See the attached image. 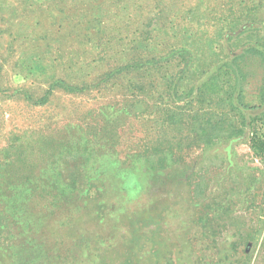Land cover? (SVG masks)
<instances>
[{"label":"rangeland","instance_id":"rangeland-1","mask_svg":"<svg viewBox=\"0 0 264 264\" xmlns=\"http://www.w3.org/2000/svg\"><path fill=\"white\" fill-rule=\"evenodd\" d=\"M250 44L264 51V0H0V184L18 202L37 189L39 218L34 245L24 239L11 263L264 264V152L252 146L264 141V62L239 59L243 105L216 83ZM174 45L195 54L182 86L214 77L200 103L169 98L177 60L104 81L132 56ZM59 79L84 88L57 86L38 102ZM241 112L254 122L232 138ZM200 114L219 125L209 145L194 131ZM156 141L172 181L140 192ZM82 165L79 190L52 189ZM255 231L257 243L239 240Z\"/></svg>","mask_w":264,"mask_h":264},{"label":"trees","instance_id":"trees-1","mask_svg":"<svg viewBox=\"0 0 264 264\" xmlns=\"http://www.w3.org/2000/svg\"><path fill=\"white\" fill-rule=\"evenodd\" d=\"M258 54L261 59L264 62V51L256 47L255 44H250L248 47H245L242 51H238L231 59L228 66H231L229 72L218 73L217 74V81L216 83L229 85V89L227 90V95L229 99V104L232 105L234 101L239 102L241 105L243 103L241 102L242 98V82L244 79V71L243 67L241 65V62H239V59L242 58L246 54ZM195 59L194 51L189 46H177L174 45L169 51H160L157 52L156 49H153L152 51H145L138 57L132 56L129 61L120 66L119 68L115 69V71L107 72L104 78V81H108L112 76H115L118 72H121L123 69H145V70H153L157 68H161L162 66L169 64L173 62L174 60H177V66L174 73L171 74V76L167 79L166 82V92L169 96V98L175 103V104H181V102H185L184 106L187 104H191L194 101L201 102L202 96L205 95L204 88L208 87V85L212 82L210 81L212 77H202L201 81L198 85L196 84H187L186 86H182L181 81L188 78V75L190 76L191 69L193 68V62ZM228 64V63H227ZM195 75V72H193V77ZM204 75V74H203ZM220 76H223V78H220ZM61 87L66 89L69 92H74L77 90H82L84 87H78L77 85L68 84L65 80L59 79L55 82H53L50 87L46 90L45 94L38 100L40 103H44L49 99L50 94L52 93L53 89L55 87ZM185 87V88H183ZM144 87L142 85H139V92H143ZM206 98V97H205ZM137 99H142V95L140 94ZM207 99V98H206ZM209 102H213V98H209ZM222 100V99H219ZM227 100V99H225ZM224 100V101H225ZM215 103H217L215 101ZM182 105V109L184 107ZM246 106V105H245ZM248 108L253 109L254 106H248ZM138 113V111H132V113ZM240 120L238 122V125L235 124L232 126V130L230 133V136L232 138L239 137L245 134V129L247 126H251L254 122L253 119H248L244 114L239 113ZM197 118L199 119V126L194 125V131L196 132L198 141L200 142V145H209L210 143L214 142V139L217 138L219 135L215 134L214 127H219L218 122L214 120L211 116L209 117H203L200 115H197ZM253 149L256 154L261 155L264 152V141L261 139L256 140V137H253ZM160 142L156 141L151 146V152L148 157L147 161L150 162L152 166H148L145 168L146 175H137V184L139 185L140 192L146 190L147 187L151 185H158L160 184V181H172V174H170V167L171 165L168 161L166 156L161 153L160 151ZM259 146V147H258ZM162 154L161 156H159ZM171 165V166H170ZM82 167L86 168L85 165L80 166V172L74 171L72 173V179L71 183H56L54 182L52 189H56L59 194L60 188L62 190L66 188H70L72 190L76 189L79 190L77 187L78 179L82 178L84 180L85 176L89 177L87 175L86 170L81 169ZM87 169V168H86ZM88 171V169H87ZM62 170L60 171L59 175L62 174ZM174 179V178H173ZM187 179V177H186ZM189 180V179H187ZM60 181V180H59ZM88 182V181H87ZM62 185V186H61ZM48 186V185H47ZM82 188H87V183L81 184ZM202 186L200 183L197 185V187ZM203 187V186H202ZM30 192L28 195L24 196L22 199V202H18L17 198H12L13 193L11 192V185L1 183L0 184V264H10L12 260H15V254L14 250L19 247L20 245H28L27 247H32L35 243V239L33 237V231H32V225L39 223V218H37L33 211H32V204L33 200L35 199V194L37 189H33V186H30ZM47 188V187H46ZM91 188L94 187H88L85 191L87 194H89ZM125 188V187H124ZM122 188H117L113 190H125ZM112 189V188H111ZM40 191H46L44 187H40ZM100 193L106 191V186L104 184V187L102 189H97ZM65 192V191H63ZM8 196L10 198H8ZM253 203L255 201H252ZM218 211V208L212 209V213H216ZM211 213V214H212ZM207 217V215H206ZM205 217L201 216L200 219L203 220ZM22 226H27L28 229H22ZM256 232V231H255ZM258 232V231H257ZM244 233L243 235L240 234L239 240L243 239V241L246 243L250 240H254V242H258L261 233ZM25 239V243H24ZM237 242V241H236ZM264 244V241H263ZM249 257L250 256H246ZM248 258V259H249ZM12 264V263H11Z\"/></svg>","mask_w":264,"mask_h":264}]
</instances>
